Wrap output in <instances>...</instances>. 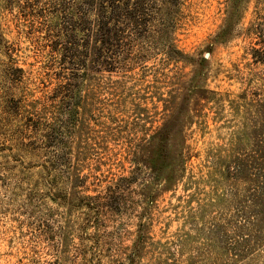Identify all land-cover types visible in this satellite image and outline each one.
Masks as SVG:
<instances>
[{
  "label": "rangeland",
  "instance_id": "obj_1",
  "mask_svg": "<svg viewBox=\"0 0 264 264\" xmlns=\"http://www.w3.org/2000/svg\"><path fill=\"white\" fill-rule=\"evenodd\" d=\"M170 1L66 82L55 8L0 0V264H264V0Z\"/></svg>",
  "mask_w": 264,
  "mask_h": 264
},
{
  "label": "trees",
  "instance_id": "obj_2",
  "mask_svg": "<svg viewBox=\"0 0 264 264\" xmlns=\"http://www.w3.org/2000/svg\"><path fill=\"white\" fill-rule=\"evenodd\" d=\"M47 1L60 22L57 36L64 39L56 46L62 56L54 62L65 72L66 82L74 81L87 67L105 71L131 67L135 48L149 36L158 9L157 0ZM36 16L42 20L45 15Z\"/></svg>",
  "mask_w": 264,
  "mask_h": 264
}]
</instances>
